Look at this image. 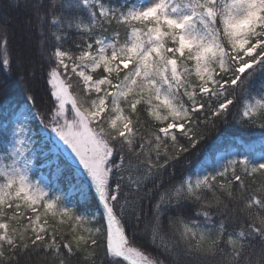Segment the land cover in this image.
I'll list each match as a JSON object with an SVG mask.
<instances>
[{"label":"snow or ice","instance_id":"snow-or-ice-1","mask_svg":"<svg viewBox=\"0 0 264 264\" xmlns=\"http://www.w3.org/2000/svg\"><path fill=\"white\" fill-rule=\"evenodd\" d=\"M23 7L42 73L23 51L26 95L0 124V264H33L38 251L39 264H264V151L175 179L230 117L264 129V82L252 88L264 78V0ZM12 38L0 21L9 71ZM41 159L55 167L34 178Z\"/></svg>","mask_w":264,"mask_h":264},{"label":"trees","instance_id":"trees-1","mask_svg":"<svg viewBox=\"0 0 264 264\" xmlns=\"http://www.w3.org/2000/svg\"><path fill=\"white\" fill-rule=\"evenodd\" d=\"M16 3L19 4V7L11 6L12 0H0V21L8 20L13 37L8 46L11 70L0 68V115L8 112L9 117L16 106L23 101L26 95V87H28L27 82L21 79L20 69L17 67V61L21 59L23 51L30 50L32 52L31 60L25 61L24 68L34 69L38 76L42 73L41 62L38 56L35 55L36 49L39 47V33L35 30L34 24L31 27L28 24L29 13L23 7L24 0H16ZM5 5H8V7H5ZM2 60L3 55L0 53V65H2ZM262 82H264V78L257 77L252 83V88H259ZM45 95L44 86L42 85L40 96L43 98ZM262 139H264V129L257 126H241L233 122L230 117L229 123L220 124L207 135V138L195 150L186 155L182 164L175 169V179L178 180L185 175L194 177L198 167L214 165L216 155L222 151L225 153L232 151L234 156L237 157L242 153H246L249 149H255L257 152L264 151L263 143L254 142ZM54 167L55 165L44 167L42 170L48 176ZM61 185L65 190L68 187L66 180H62ZM76 199L78 201L79 198ZM142 247L160 259H169L158 253L155 248L150 247L147 239L142 242ZM43 256V251H38L33 253L30 259L33 264H39Z\"/></svg>","mask_w":264,"mask_h":264},{"label":"rangeland","instance_id":"rangeland-1","mask_svg":"<svg viewBox=\"0 0 264 264\" xmlns=\"http://www.w3.org/2000/svg\"><path fill=\"white\" fill-rule=\"evenodd\" d=\"M7 117H9V113L8 112H5L3 115H0V124H4V123H6V121H7ZM1 131V135H0V143H1V146H0V151H2L3 150V147H4V145H5V143H6V141H5V137H4V135H3V131L2 130H0ZM254 142H259V143H263V145H264V139H262V140H258V141H254ZM253 143V142H252ZM251 143V144H252ZM250 144V146H252ZM246 146H249V145H246ZM230 155H234L233 154V152L232 151H230L229 153H225V152H220V153H218L217 155H216V157H215V161L217 162V160H219L221 157H228V156H230ZM42 164H43V160L41 159V161L40 162H38V163H36V165H35V167H34V169H33V177L34 178H39L41 175H45V173L43 172V170L42 169H44V167H42ZM39 171H38V170ZM37 170V173L35 174V171ZM46 176V175H45Z\"/></svg>","mask_w":264,"mask_h":264}]
</instances>
